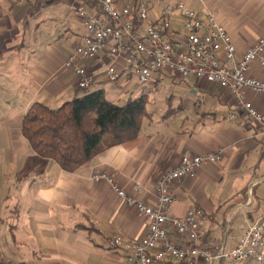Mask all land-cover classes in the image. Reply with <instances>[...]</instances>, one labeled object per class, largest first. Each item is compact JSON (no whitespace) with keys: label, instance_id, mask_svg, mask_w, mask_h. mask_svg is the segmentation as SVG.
Listing matches in <instances>:
<instances>
[{"label":"crops","instance_id":"1","mask_svg":"<svg viewBox=\"0 0 264 264\" xmlns=\"http://www.w3.org/2000/svg\"><path fill=\"white\" fill-rule=\"evenodd\" d=\"M83 2L92 13L100 10L99 2L86 0H0V264H139L129 263L127 253L111 249L108 240L114 235L140 240L148 221L94 175L108 173L120 187L153 203L157 181L183 155L212 151H222V160L204 164L195 177L174 186L171 212L184 216L202 208L204 237L233 245L264 213V123L237 107L233 94L218 84L194 75H157L141 87L147 104L139 136L101 151L76 172L32 149L22 132L32 103L58 107L87 89L103 88L116 103L108 94L135 93L137 78H106L103 62L122 68L125 60L110 52L113 41L97 58L79 59L90 86L79 87L74 71L65 68L83 30L75 13ZM200 2L186 5L215 11L239 54L264 37V0ZM174 4L150 6L156 15ZM185 30L175 17L167 37L176 39ZM251 73L264 79L256 64ZM249 99L264 116V94L251 93Z\"/></svg>","mask_w":264,"mask_h":264},{"label":"built area","instance_id":"2","mask_svg":"<svg viewBox=\"0 0 264 264\" xmlns=\"http://www.w3.org/2000/svg\"><path fill=\"white\" fill-rule=\"evenodd\" d=\"M88 1L99 2L100 10L92 13L84 2L75 7L83 30L64 63L78 77L79 87L86 88L92 83L79 59L97 58L113 41L110 52L124 55L125 60L122 68L102 63L108 80L133 76L145 86L157 75L177 78L194 75L228 89L237 107L264 123V116L249 99L251 93L264 94V79L251 73L254 64L264 70V37L239 54L231 33L208 7L197 10L179 1L157 10L154 15L146 0ZM175 17L184 22L186 30L171 39L167 35ZM67 39L71 37L68 35ZM220 160L222 151L183 155L179 165L157 181L153 203L138 199L108 173L94 175L95 180L106 179L124 204L135 208L148 221L147 232L140 240L114 235L108 240V246L125 251L129 263L264 264V213L236 237L233 245L227 246L215 238L204 237L202 208L193 207L184 216L171 212V205L177 199L174 186L185 177H195L204 164ZM140 188L136 186V190Z\"/></svg>","mask_w":264,"mask_h":264},{"label":"trees","instance_id":"3","mask_svg":"<svg viewBox=\"0 0 264 264\" xmlns=\"http://www.w3.org/2000/svg\"><path fill=\"white\" fill-rule=\"evenodd\" d=\"M145 95L124 104L109 100L103 88L51 107L36 101L22 119V132L40 156L76 172L101 151L140 134Z\"/></svg>","mask_w":264,"mask_h":264},{"label":"rangeland","instance_id":"4","mask_svg":"<svg viewBox=\"0 0 264 264\" xmlns=\"http://www.w3.org/2000/svg\"><path fill=\"white\" fill-rule=\"evenodd\" d=\"M179 1H183L187 5L189 3V4L193 5L194 7H199V5L201 4L200 0H146V2L149 5H152V4H156L157 5L159 3L163 4V5H166L168 3L172 4V3H177ZM141 87H142V85L138 82V83H136V85L132 86V88H131L132 91L135 92V93L132 94V93H124L123 92L124 95H123V93H121L122 94L121 98H119L118 96H110V94H108L109 95L108 97L111 98V99H114V101H117L120 104H123L130 97V95L134 96L133 98H135L136 95L140 96V94L142 92V88ZM164 93H165V90H162V91H160L159 95L163 96Z\"/></svg>","mask_w":264,"mask_h":264}]
</instances>
